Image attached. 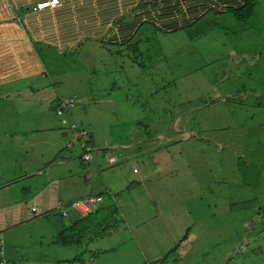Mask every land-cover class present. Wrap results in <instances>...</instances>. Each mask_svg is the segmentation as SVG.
I'll return each instance as SVG.
<instances>
[{
    "label": "rangeland",
    "instance_id": "obj_1",
    "mask_svg": "<svg viewBox=\"0 0 264 264\" xmlns=\"http://www.w3.org/2000/svg\"><path fill=\"white\" fill-rule=\"evenodd\" d=\"M245 22L225 15L219 33L205 28L202 36L194 29L168 37L152 31L142 57L140 34L132 37L137 54L124 49L127 43L38 48L62 76L16 84L32 92L17 91L13 82L0 87L8 91L0 93V205L19 200L0 208V264H264V0H256ZM46 87L54 90L37 92ZM54 97L74 102L57 115V103H49ZM80 123L85 129L72 128ZM139 136L141 143L121 147ZM88 138L98 163L94 169L89 160V180L79 166L64 165ZM109 143L119 154L152 146V164L142 154L130 162L114 155L117 161L109 164V154L101 156ZM118 166L130 176L128 189L120 185ZM143 168L144 179L137 180ZM53 172L63 196L75 195L80 185L91 194L105 187L115 192L139 234L133 237L120 212L117 229L101 237L72 246L47 243L67 219L38 212L35 200L22 205L30 191L18 188L31 174L30 190L37 191ZM111 201L107 194L99 201L100 211L83 224L84 237L97 230ZM72 258L76 263L67 262Z\"/></svg>",
    "mask_w": 264,
    "mask_h": 264
},
{
    "label": "crops",
    "instance_id": "obj_2",
    "mask_svg": "<svg viewBox=\"0 0 264 264\" xmlns=\"http://www.w3.org/2000/svg\"><path fill=\"white\" fill-rule=\"evenodd\" d=\"M43 1L47 0H0V87H5L13 82L17 91L32 92L34 89L31 87L23 85L16 88V84L22 82L25 78L37 75H40L43 79L44 76L50 78L62 76L59 71L52 72V63L46 64L41 59V52L38 51V48H61V50L63 49L62 51H65L80 45H85L84 47H92L94 45L107 48L118 47L128 42L134 35H136L135 39L137 40L140 30H143L140 34L143 39L147 37L145 35L146 32L152 31H157L165 37L191 29L199 32L200 36H202L205 28L219 33L221 31L219 26L224 22V16H233L229 10L238 8L241 4L240 0H57L53 7H44L39 10L32 9V6L34 7L36 3ZM97 39L101 40V42H97ZM144 43L145 48L149 49L148 42ZM47 83L51 87L54 85L51 82ZM51 87L40 88L37 92H46L48 90L52 92L54 88ZM2 92L8 91L2 90L0 93ZM53 99H49V102ZM106 99L108 98L104 100ZM80 126L83 125L80 123ZM82 128L85 129L84 126ZM140 137L137 139L138 142L142 141V137ZM149 143H153V140ZM132 144H122L121 147L130 148L129 145ZM108 145V148L101 149V156L105 154H109V156L126 155L123 159L130 162L132 158L138 159L137 154H142L145 157L144 159L152 164L151 156L147 152V150L153 149L152 146L144 147L142 152L134 149L132 153L122 152L119 154V152L114 150L118 146L116 143H109ZM86 146L88 148V153L86 154H88L89 159L80 158L76 162L75 156L69 155L64 160V165L70 163L76 168L79 166V173L83 178L89 180V177L87 178L84 175L85 173L89 174L91 171L89 160L94 165V169L98 163L95 164L94 156H91L89 152L90 147H93L92 140L89 139L86 142ZM47 156L45 155V158ZM161 168V166H158L154 168V171ZM132 170L134 171V169ZM21 173L33 172L22 170ZM118 173L120 185L123 186L125 184L128 186L127 182L130 176H127L126 172L121 170L119 166ZM30 175L25 176L26 179L23 180L18 188L20 191H24L25 187L30 191L27 198L23 200L22 205L25 206L27 201L35 200L32 202L35 207L37 206L38 212L41 213L50 212L58 207L61 208L67 201L91 195L90 191H85L83 186L80 185V191L75 195L63 196L59 192L58 176L56 178L53 177L54 172L48 177L41 179L44 185L39 190L32 191L30 190L32 181L27 179ZM38 175L40 177L41 173ZM144 176L143 168L136 179H144ZM163 176L165 183H168V179L165 175ZM129 187L131 185L126 189ZM165 188L166 191L164 193L170 195L172 192L170 183L166 184ZM99 192H108L112 198L109 204H113L116 207L115 213L122 212L123 203L121 204L116 200L115 192H111L105 187L104 191L98 190L93 194ZM18 201L0 205V208L5 206L7 209V207ZM109 204L107 206H110ZM21 217L18 216L17 219L19 220ZM120 217L123 219V223H126L127 230L133 231V237L139 234L136 222L134 219V223L129 221L130 216L128 213L122 212ZM12 221H16L15 217L12 218ZM163 223L165 224V222Z\"/></svg>",
    "mask_w": 264,
    "mask_h": 264
},
{
    "label": "trees",
    "instance_id": "obj_3",
    "mask_svg": "<svg viewBox=\"0 0 264 264\" xmlns=\"http://www.w3.org/2000/svg\"><path fill=\"white\" fill-rule=\"evenodd\" d=\"M240 1L242 2V4L239 5V8L238 9H234V10H230V12L232 13V15L234 16V18L236 20L242 21V23L247 24V22H245V21H247L251 17V15L253 13V10L255 8V5H256V0H240ZM142 32H143V30H140L139 34H141ZM145 35L147 37L144 38V39L142 37L140 40L143 41V42H149L151 40L150 32H146ZM132 39L133 38H130V40L128 42H126L127 44L125 45L124 49H127V51H129L130 53L132 51H134L135 54H137L139 48H136L137 47L136 40H132ZM120 48H122V46H120ZM141 48H143V50H141L139 52V54H138L140 57L144 56L146 54V52H147V50H145V49H148V48H145V47H141ZM135 54H133V58H134ZM140 67H144V66H140ZM58 81H60V80H57V82ZM89 90L92 91L91 88ZM152 96H153V93L145 94V98L147 100H150ZM133 97L134 98H138L137 95H135ZM57 98H59V97H57ZM151 103L153 105V101ZM67 109L68 108L64 109L63 106H60V105L57 108L59 113L63 112L64 110H67ZM54 110H55V113H57L56 109H54ZM234 113H237V112H234ZM148 133H149V131H148ZM137 139L138 138H136V139L132 138V139L128 140L126 142V144H132V143L136 142ZM85 148H86L85 141H82V145H81V148H80V154L77 155L75 158L80 159V155L83 154L81 152L87 151ZM58 160H60V161L64 160L62 155L58 156ZM24 189H26V188H24ZM88 196L89 195H85V196L73 199L71 201H67V202L64 203L63 207H61V208L58 207L59 209L58 208H54L52 211H50L53 214L59 215L62 218L67 219L68 222H67V224L64 225V227H62L59 230L55 231L54 237L52 238L51 241H48L47 243H50V244L56 243V244H59L61 246L79 245V244L82 243L84 238H85L86 241H91L95 237H101V235H103L107 231L111 232L112 229H115V228L117 229L118 224H119V219L115 217L116 207L114 206L110 211H108L106 213V216L103 217L102 221L97 225V230L93 231L91 235H88L87 237H84L85 232H84V229H83L84 228L83 224L89 222L92 219L93 215L95 213H97L98 211H100L101 207L97 206L94 209V211H88L86 213H82L80 210H78L75 207H73L72 204H73V202H75L77 200H83V199L87 198ZM64 206H67V208L65 209ZM111 207H112V204L110 206L105 207V208L107 210L108 208L110 209ZM48 212L49 211L42 212V213L47 214ZM155 217L160 219V220L162 219L161 217H158V216H155ZM188 233H189V228L188 227L184 228L183 232L180 233V239L183 240V241L187 240L188 239L187 238V236H188L187 234ZM0 242H1V245H3L1 237H0ZM178 245H179V243L175 244V246L173 247L174 250H176ZM173 248L169 249L168 252L172 251ZM53 253L55 254V256H58V253H55V252H53ZM75 260H76V258L67 259V262L68 263H71V262H75L76 263ZM80 261L83 262L82 259ZM88 261L92 262V259L90 258ZM160 261H162V257H160Z\"/></svg>",
    "mask_w": 264,
    "mask_h": 264
},
{
    "label": "built area",
    "instance_id": "obj_4",
    "mask_svg": "<svg viewBox=\"0 0 264 264\" xmlns=\"http://www.w3.org/2000/svg\"><path fill=\"white\" fill-rule=\"evenodd\" d=\"M57 0H48V1H43V2H39L35 4V7H32L33 10L37 9V8H42L43 6H48V7H52L54 4H56ZM88 158V154L83 153L81 154V159H87ZM115 159L114 156H109L108 157V161L109 162H113ZM102 200L101 196H88L87 198L83 199V200H77L75 202H73L72 206L75 207L76 209L80 210L82 213H86L88 211H92L94 210L97 206H99V201ZM34 210V207H33ZM0 246H1V242H0ZM0 251L1 248H0ZM0 263H1V258H0Z\"/></svg>",
    "mask_w": 264,
    "mask_h": 264
},
{
    "label": "clouds",
    "instance_id": "obj_5",
    "mask_svg": "<svg viewBox=\"0 0 264 264\" xmlns=\"http://www.w3.org/2000/svg\"><path fill=\"white\" fill-rule=\"evenodd\" d=\"M48 1V0H47ZM241 4H242V2H241ZM53 6H55V5H53ZM52 6V7H53ZM33 7V6H32ZM35 7V6H34ZM44 7H48V6H43L42 8H37V9H35V10H39V9H43ZM239 8V7H238ZM238 8H232V9H230V10H234V9H238ZM229 10V11H230ZM232 14V13H231ZM234 17V16H233ZM235 19V18H234ZM236 20V19H235ZM74 102V100L72 99V98H70V100H69V102H66L65 100H64V98L63 97H59V98H57V97H54V99L51 101V102H49L50 104H52V103H57V108H58V106L60 105V106H63V108L64 109H66L67 107H66V105H71L72 103ZM56 114L57 115H61V113H59L58 112V110L56 109ZM64 120L62 119V121L61 122H63ZM80 126V124L78 125V126H76L75 124H73V126H72V128H74V129H78V127ZM84 133V131L82 132V134ZM74 135H75V137H79L80 135L79 134H77V133H74ZM88 137V136H87ZM89 140V138L87 139V140H82V141H85V144H86V141H88ZM82 141H81V143H80V146H79V149L81 148V145H82ZM171 142H173V140L171 141ZM68 144H69V146L71 145V142H67ZM87 151H85V152H81V153H88V148H87V146H86V148H85ZM109 157V156H108ZM108 157L106 158V161H107V163H114V162H116V158L114 159V161L113 162H109L107 159H108ZM80 158H81V155H80ZM87 159H89V156H88V158ZM87 159H85V160H87ZM60 161V160H59ZM86 177H88V175H86ZM105 194H107V195H109L108 194V192H99V193H97V194H91V195H89V196H101V198H102V201L104 202V195ZM112 206H114L113 204H112ZM92 211H94V210H92ZM107 233H109L108 231H107Z\"/></svg>",
    "mask_w": 264,
    "mask_h": 264
}]
</instances>
